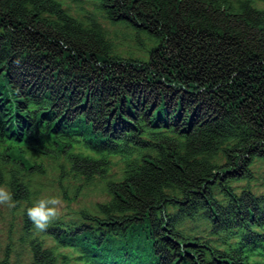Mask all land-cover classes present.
Listing matches in <instances>:
<instances>
[{
	"label": "trees",
	"instance_id": "obj_1",
	"mask_svg": "<svg viewBox=\"0 0 264 264\" xmlns=\"http://www.w3.org/2000/svg\"><path fill=\"white\" fill-rule=\"evenodd\" d=\"M95 1L146 58L62 0H0V185L25 204L31 264H69L65 248L91 264H264V194L232 184L264 161V0ZM44 160L108 196L53 221V246L26 214ZM197 218L216 243L183 229Z\"/></svg>",
	"mask_w": 264,
	"mask_h": 264
},
{
	"label": "rangeland",
	"instance_id": "obj_2",
	"mask_svg": "<svg viewBox=\"0 0 264 264\" xmlns=\"http://www.w3.org/2000/svg\"><path fill=\"white\" fill-rule=\"evenodd\" d=\"M64 7L73 15L89 21L90 19H97L103 25L110 38L116 45L115 52L122 55L124 58L133 57H147L146 47H143L142 40L137 38L133 31L125 25H114L106 20L103 13L98 8L95 0H62ZM263 5V4H260ZM1 145V143H0ZM79 148H83L79 146ZM78 148V149H79ZM77 149V150H78ZM115 163L111 167V174L114 178L119 179L122 175L125 162L121 156L112 157ZM48 166L49 173L45 176H38L36 184H42L39 198L47 196H56L61 202V210L58 218H67L70 213L77 212L80 208L88 207L93 209L96 202L104 201L108 198L100 188L93 189L90 186H85L81 181L75 178H70L62 182L58 179V172L52 170L54 162L52 160H44ZM254 179L251 181H237L232 184L240 191L242 188L248 186L258 195L264 194V161L257 160L253 165ZM83 188L79 193L75 192L76 187ZM5 185V184H4ZM6 186V185H5ZM65 186L69 190L67 193L70 198H67ZM37 199H34L36 201ZM25 204L21 203L13 209H9L6 205H0V261L8 258V264H31L32 255L28 241H22V214L21 211ZM77 217V216H76ZM183 229L187 233L195 236H202L205 239L216 243V237L210 232L208 222L202 218H197L194 221L186 220ZM41 240L44 241L45 246L55 245L52 237L44 235L41 232H36ZM70 256V264H84L83 261H77V252L72 248L64 250Z\"/></svg>",
	"mask_w": 264,
	"mask_h": 264
},
{
	"label": "clouds",
	"instance_id": "obj_3",
	"mask_svg": "<svg viewBox=\"0 0 264 264\" xmlns=\"http://www.w3.org/2000/svg\"><path fill=\"white\" fill-rule=\"evenodd\" d=\"M0 205H6L9 209L16 207L14 194L5 185H0ZM61 206L62 202L58 197L47 196L37 199L26 209V214L38 232H45L58 219Z\"/></svg>",
	"mask_w": 264,
	"mask_h": 264
}]
</instances>
